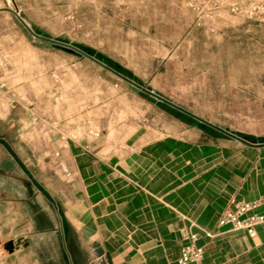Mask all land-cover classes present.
<instances>
[{
    "label": "rangeland",
    "instance_id": "1",
    "mask_svg": "<svg viewBox=\"0 0 264 264\" xmlns=\"http://www.w3.org/2000/svg\"><path fill=\"white\" fill-rule=\"evenodd\" d=\"M4 91L14 108L25 99L38 114L25 135L18 121H0V139L14 151L6 155L0 143L6 229L17 222V192H28L17 156L42 182L59 186L68 174L58 163L44 169L55 129L110 145L196 127L198 118L264 133V0H0L6 99ZM24 141L30 162L17 152ZM5 239L0 232V252Z\"/></svg>",
    "mask_w": 264,
    "mask_h": 264
},
{
    "label": "crops",
    "instance_id": "2",
    "mask_svg": "<svg viewBox=\"0 0 264 264\" xmlns=\"http://www.w3.org/2000/svg\"><path fill=\"white\" fill-rule=\"evenodd\" d=\"M4 95L0 121H18L25 135L38 114L27 100L19 98L14 108L8 91ZM195 126L181 124L126 145L55 129L43 152L50 160L46 166L38 161L44 169L63 165L68 174L59 186L42 182L15 158L28 192L16 194L21 204L14 226L0 227L3 247L12 242V250L0 252V264H178L184 231L196 233L203 250L188 264H264V222L252 236L217 225L234 201L259 199L254 211L264 214V133L243 134L204 118ZM0 143L6 155L14 153ZM26 145L18 144L17 152L24 154ZM3 174L10 176L7 169Z\"/></svg>",
    "mask_w": 264,
    "mask_h": 264
},
{
    "label": "built area",
    "instance_id": "3",
    "mask_svg": "<svg viewBox=\"0 0 264 264\" xmlns=\"http://www.w3.org/2000/svg\"><path fill=\"white\" fill-rule=\"evenodd\" d=\"M230 9L233 10V7ZM259 204V199L234 201L230 207L220 214L217 225H228L233 230H243L247 235L252 236L255 233V225L264 222V214L254 211ZM203 233L207 237L212 236L211 232L203 231ZM197 237L196 233L182 232L185 243L180 247L176 258L178 264L194 263L202 258V247L195 244Z\"/></svg>",
    "mask_w": 264,
    "mask_h": 264
},
{
    "label": "water",
    "instance_id": "4",
    "mask_svg": "<svg viewBox=\"0 0 264 264\" xmlns=\"http://www.w3.org/2000/svg\"><path fill=\"white\" fill-rule=\"evenodd\" d=\"M59 44H60L61 46H63V47H66V48L70 49V50H73V51H75V52H77V53H79V54H81V55H83V56H85V57H88V58L91 57L88 53H86L84 50H82L81 48H79V47H77V46H74V45L69 44V43H63V42H59ZM95 61L101 64V62H99L98 60H95ZM107 68H108V67H107ZM108 69H110V68H108ZM110 70L114 72V70H112V69H110ZM142 90H143V91H146V92H148V93H150V94H153L157 99L164 100V101L168 102V101H167L166 99H164L162 96H160V95H158V94H155V93H153L152 91H149L148 89H146V88H144V87H142ZM4 248H5L6 250H9V251L12 250V242H10V241H9V242H6V243L4 244Z\"/></svg>",
    "mask_w": 264,
    "mask_h": 264
}]
</instances>
